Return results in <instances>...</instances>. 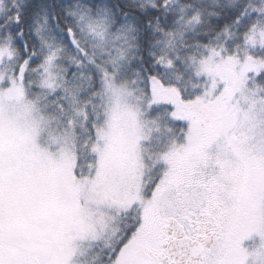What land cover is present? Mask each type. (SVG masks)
<instances>
[{"label": "snow or ice", "instance_id": "snow-or-ice-1", "mask_svg": "<svg viewBox=\"0 0 264 264\" xmlns=\"http://www.w3.org/2000/svg\"><path fill=\"white\" fill-rule=\"evenodd\" d=\"M0 264H264V0H0Z\"/></svg>", "mask_w": 264, "mask_h": 264}]
</instances>
